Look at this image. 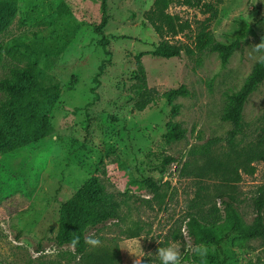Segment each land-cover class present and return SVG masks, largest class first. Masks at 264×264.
Here are the masks:
<instances>
[{
	"label": "rangeland",
	"instance_id": "374dc122",
	"mask_svg": "<svg viewBox=\"0 0 264 264\" xmlns=\"http://www.w3.org/2000/svg\"><path fill=\"white\" fill-rule=\"evenodd\" d=\"M204 1L218 4V0ZM154 2L0 0V39H32L40 34L46 42L36 57L39 69L60 86L58 97L17 114L24 130L45 125V136L31 144L6 146L0 154V264H76L74 249L60 248L55 240L64 218L62 204L94 177H100L109 192L118 194L122 219L90 236L103 244L117 242L122 264H140L144 256L158 262L155 251L170 241L178 242L183 264H214L208 259V254H214L213 246H206L203 257L191 251L194 246L184 220L199 184L213 191V185L221 181L199 177L188 153L215 138L222 139L217 152H229L225 139L232 126L221 115L227 95L243 87L264 56V0H222L219 4L211 31L219 42L240 43L225 66L217 53L210 52L184 53L173 59L152 56L162 39L144 15ZM182 3L173 0L167 11L190 27L170 40L193 47L199 24L209 14ZM103 4L106 23L97 32ZM44 21H52L53 27L47 28ZM101 40L107 41L105 47ZM141 53L150 88L163 94L186 87L188 94L174 101L181 106L178 116L172 117L165 99L143 112L135 108L138 92L133 70ZM2 75L3 70L0 78ZM171 118L187 134L185 140L168 144L164 135ZM244 121L247 137L237 138L240 149L263 134L264 84L249 98ZM166 157H175L177 162L166 166ZM252 168L253 174L241 168L240 179L232 186L249 224L255 217V192L264 185V160L254 162ZM143 177L161 183L159 195L150 193ZM131 229L140 231L134 238L138 250L125 243L131 240L125 234ZM225 248L228 264L258 260L264 264L260 240L245 250L234 249L230 242ZM187 254L201 260L193 257L187 262Z\"/></svg>",
	"mask_w": 264,
	"mask_h": 264
},
{
	"label": "trees",
	"instance_id": "16d2710c",
	"mask_svg": "<svg viewBox=\"0 0 264 264\" xmlns=\"http://www.w3.org/2000/svg\"><path fill=\"white\" fill-rule=\"evenodd\" d=\"M173 0H155L153 7L144 15L147 23L153 28L162 41L150 53L161 59L180 58L184 53L191 56L196 53H217L222 66L229 63L234 52L240 47L239 41L232 43L219 42L210 26L218 18V4L203 2V0H183V5L189 8H200L201 13L209 14L199 24L194 37L193 47L181 42L172 43L190 25L183 23L178 16L168 13V7ZM103 19L97 32L106 23V8L102 5ZM47 28L53 27L52 21H44ZM46 40L40 34L34 38L16 37L9 41L0 39V154L6 146H21L39 141L45 136V125L35 131L21 128L17 114L41 101L56 98L60 93V86L53 79L43 75L36 60ZM105 47L107 41L101 40ZM144 53L135 58L133 78L138 98L135 108L143 112L150 105L160 99H165L170 105L172 117L180 114L181 106L174 104L180 96H186V87L180 86L160 94L156 89L148 86L147 75L143 67ZM243 87L227 95L221 119L231 124L225 139L229 152H217L216 146L222 139L215 138L199 147H193L189 156L196 162L197 175L201 178L220 179V183L209 186L200 183L196 195L188 204V213L184 220L189 240L197 245L213 246L214 254H208V259L214 264H228L229 257L225 245L230 242L234 249L245 250L254 241L260 240L264 244V185L258 187L253 198L255 217L252 223H247L242 216L238 195L232 191L237 179H240L239 170L242 168L253 174L252 164L264 160V127L263 134L257 137L256 142L240 149L236 142L239 136L247 137V123L244 121L245 106L249 98L264 84V56L253 66ZM102 69L100 70V72ZM171 120L166 125L165 141L168 144L177 143L186 139L187 129L180 122ZM177 162L175 157L164 158V165L169 166ZM164 170V169H163ZM105 175L106 173L103 172ZM230 180H233L232 182ZM142 181L150 193L159 195L163 186L154 178L143 177ZM118 194L109 192L100 177H94L90 183L83 185L69 201L62 204L63 222L55 240L60 248L74 249L73 256L76 264H122L120 248L114 245L100 243L91 245L88 241L95 239L91 233L99 231L114 221L122 219V203ZM220 203H218L219 201ZM127 239L140 236L139 230H129ZM72 240H77L73 246ZM99 240V239H97ZM71 254V253H70ZM195 255H186V261H192ZM201 260L200 258L198 259ZM197 260V261H198ZM140 264H158L151 258L144 256ZM186 264V263H184ZM247 264H263L262 261L248 262Z\"/></svg>",
	"mask_w": 264,
	"mask_h": 264
},
{
	"label": "clouds",
	"instance_id": "9594fccd",
	"mask_svg": "<svg viewBox=\"0 0 264 264\" xmlns=\"http://www.w3.org/2000/svg\"><path fill=\"white\" fill-rule=\"evenodd\" d=\"M77 242H78L77 240H72L71 244L75 246ZM88 242L93 246L99 244V240L97 239H92ZM125 243L129 247L134 248V250H138L140 247L136 239L127 240L125 241ZM177 243L178 242L170 241L167 245L158 247V249L155 251L158 264H183L182 252L180 248L177 246ZM191 251L203 257L207 253V248L206 246L201 244L195 246L193 249H191Z\"/></svg>",
	"mask_w": 264,
	"mask_h": 264
}]
</instances>
